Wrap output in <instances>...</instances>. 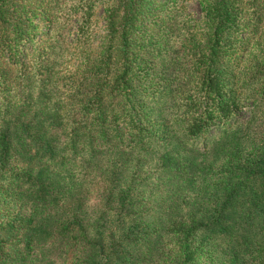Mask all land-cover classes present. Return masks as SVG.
<instances>
[{
	"label": "trees",
	"instance_id": "1",
	"mask_svg": "<svg viewBox=\"0 0 264 264\" xmlns=\"http://www.w3.org/2000/svg\"><path fill=\"white\" fill-rule=\"evenodd\" d=\"M36 1L0 0V264H45L36 251L42 254L49 240L45 257L53 254L60 264H243L240 257L246 255L264 264V213H254L251 229L239 232L240 253L231 242L224 244L235 232L233 215L224 212L235 208L242 189L236 174L264 180V0H199L202 31L192 35L195 42L187 40L196 53L183 74L168 70L177 64L167 53L177 0L111 3L105 45L74 58L63 71L60 34L52 25L59 0L44 1L47 8ZM91 16L88 7L75 18L81 24L77 37L85 35ZM45 34L52 42L40 37ZM255 37L260 44H252ZM47 88L55 90L63 140L55 145L34 134L32 145L15 147L13 130L30 132L28 124H14L20 118L17 102L39 101ZM52 123L57 127L56 119ZM251 134L254 142L239 143ZM221 143L230 149L212 172L214 191L223 186L222 197L213 202L223 201L207 213H194L205 207L198 199L176 216L160 208L134 213L147 206L131 187L136 169L127 184V174L98 159V153L121 147L120 156L163 151V173L170 178L186 168L188 174L201 173V163L192 158L185 171L179 167L183 150L206 152ZM23 158L45 159L47 166L34 167ZM85 174L100 182L94 207L87 204L97 187L90 182L84 188L77 180ZM252 199L256 206L262 203L258 196ZM49 213H55L51 231L45 229ZM85 213H93V220ZM252 214L242 216L247 221ZM215 236L223 255L209 251Z\"/></svg>",
	"mask_w": 264,
	"mask_h": 264
},
{
	"label": "rangeland",
	"instance_id": "2",
	"mask_svg": "<svg viewBox=\"0 0 264 264\" xmlns=\"http://www.w3.org/2000/svg\"><path fill=\"white\" fill-rule=\"evenodd\" d=\"M34 1V0H33ZM44 1L48 2L51 0H38L36 1L37 5L44 6L47 8V5ZM58 0H56L57 3ZM116 0H59L58 7L56 8V12L54 13V19L52 22L53 30L60 34L59 41L62 45V48L58 50V64L59 70L63 71L65 69H69L72 67L71 63H75L74 58H77V61L81 59L82 56H91L88 51L96 50L100 45H105V35L107 31V25L105 24V16H106V8L107 6L114 3ZM164 3V0H162ZM179 8L177 9L176 14H172V18L170 20V27L172 29V34L168 41L167 53L171 54L174 59L173 63H177L175 66L168 67L169 73H186L189 71L187 64L188 61L191 60V56L195 55V50L191 49L188 46L187 40H191L195 42V39H192V35H196V37H200V32L202 31L200 22V5L199 0H177ZM53 6V4H51ZM91 7V19L88 21L85 35L82 37H77V31L80 28L81 24L77 23L75 18L79 17L82 14V10ZM160 7V5H159ZM166 9L169 10L168 4ZM46 30V29H45ZM44 30V31H45ZM43 30H40L42 33ZM46 32V31H45ZM39 34L37 35V37ZM246 36L243 35V37ZM40 37H44L46 40L50 41V35H43ZM39 38V37H38ZM37 38V39H38ZM59 43L56 42V45ZM187 46V50L183 52L181 45ZM252 44H260L259 37H255L252 39ZM181 48V49H180ZM164 58H170L168 55H163ZM76 61V62H77ZM239 83H237V86ZM34 84H32V89L34 88ZM52 89L44 90L43 96L39 101H33L32 104H24L23 100H19L17 102L18 111L17 115H20L19 120H15L13 118L14 124L18 126L20 123L28 124L27 131L28 133L16 132L13 130L12 138L15 147L20 146V142H25L26 144L32 145L31 139H29L30 135L39 134V139L51 140L53 144L60 145L63 140L62 135V125H60L59 116L56 115L55 109V90H53V94L51 92ZM251 90V89H250ZM35 93L36 88L32 90ZM62 91V90H61ZM35 95V94H34ZM57 102V101H56ZM244 118H247V113H243ZM60 115V114H59ZM62 117V116H61ZM52 119H56L57 127L52 123ZM63 120V118H62ZM20 130V129H19ZM256 134H251L246 136L244 139L241 138L240 144H249L250 141H253ZM25 139V140H22ZM252 139V140H251ZM19 141V143H18ZM252 142V143H253ZM214 145V142L213 144ZM249 147V146H248ZM248 147H246L248 151ZM28 153L34 155V151H29V147H26ZM230 146H226L223 143L220 145H215L213 148H208L206 152L198 151L196 153H192L190 149H185L182 151L183 159L181 158L179 167H183V171H185V166L188 158H192L195 160V163H201L200 169L201 173L198 172L196 174H188L189 169L186 168L188 172L180 171L176 176L174 173L170 176V178H166L163 173V163H162V152H157L155 154L144 153L140 151H134L132 153L127 152V154L119 155L120 153H124V147H121V150L118 152H104L98 153V159L104 163L107 159L108 164H113L114 167H117L122 171L126 177V183L130 182L131 175L130 173L134 169H136L137 173L134 177V181L131 184L132 188H137L139 198L144 200V203H147L145 206V210L140 209L138 212L134 213H156V209H162L160 213H169L170 216H175L178 213H187V210L191 207V203L195 202L196 199L202 200L205 203V207L200 212L194 213H207V210H211L217 202L222 203L223 200L213 202L214 198L219 199L223 195L222 188L219 187L217 192L214 191V182L215 176L212 172H215L219 168V165L222 163V160H226L228 150ZM227 151V153H225ZM224 152V153H223ZM116 157H120V160H117ZM187 157V158H185ZM35 158V157H33ZM25 161L23 163H30L34 167H45L47 166V162L42 161H30L27 158H23ZM116 159V160H115ZM202 168H210V171H203ZM86 175V174H85ZM84 177H79L77 180H83L82 185L84 188H87L91 182V177L86 175ZM180 175V176H179ZM238 177L239 183L242 185V189L237 193L236 204L234 205V209L226 210L224 213H231L233 215V219L230 222L235 223L234 233H231L232 239L226 240L228 244L232 243L233 248L238 250V253L241 252L238 244V236L239 232H243L246 230H250L254 225V213H264V180H261L259 176L255 177L252 174H236ZM257 175V174H256ZM92 176V175H91ZM161 179L159 183V188L153 190V185L156 183L158 179ZM235 180V179H234ZM94 182V183H93ZM91 185H94L97 188H94L90 195V201L87 205L91 204V207H94V201L96 203L99 202V195L97 192L98 186L100 182L96 183V180H93ZM79 184V182H78ZM93 187V186H92ZM212 193V195H211ZM136 195V193L134 194ZM258 196L261 198L262 203H259L256 206V203L253 202L255 199H252V196ZM199 196V197H198ZM113 205L116 207V204L113 202ZM112 213H116L114 209H112ZM172 213V214H171ZM247 213H253L250 219L247 221L244 219L247 216ZM51 215H55V213H49L48 215V223L49 225L45 228L47 231H51L50 223L52 221ZM89 215L88 219L94 218L93 213H85ZM46 215V214H45ZM42 219L44 217L41 216ZM151 217V215H150ZM239 217H243V224L241 225ZM116 220V217L114 218ZM38 221H41L38 218ZM242 221V220H241ZM162 232L160 233V236ZM217 236L214 237L213 243H211V247L209 251H217L219 254L223 255L221 249H224V245L217 240ZM237 238V239H235ZM224 241V240H223ZM221 243V245H220ZM236 243L238 245H236ZM53 242L52 240L47 241L43 244L41 248L43 250L42 254H39V250L36 251V254L39 258H42L45 264H60L59 258H56L53 254L45 257L46 250L50 249ZM17 247H21V245H17ZM229 249V248H227ZM53 252V250H52ZM44 256L40 257V256ZM243 261V264H256L253 259L247 257H240ZM149 264H155L154 262H150Z\"/></svg>",
	"mask_w": 264,
	"mask_h": 264
}]
</instances>
